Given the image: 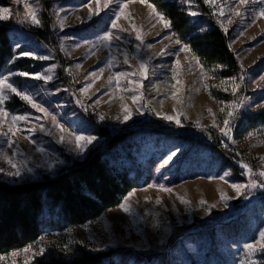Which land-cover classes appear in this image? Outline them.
<instances>
[{"label":"rangeland","instance_id":"374dc122","mask_svg":"<svg viewBox=\"0 0 264 264\" xmlns=\"http://www.w3.org/2000/svg\"><path fill=\"white\" fill-rule=\"evenodd\" d=\"M6 1L0 9L9 14L0 27H7L12 55L0 68V82L10 86L0 87L6 97L0 182L54 177L102 146L96 131L106 128L112 135L132 132L122 162L139 186L121 202L127 211L120 204L63 231L47 224L51 216L43 210L42 234L30 251L0 256V264L71 261L85 253L108 254L104 264H264L256 244L264 231V125L242 124L244 116L264 111V0H171L198 32L215 25L228 33L241 69L231 80L201 65L146 0ZM13 116L25 119L13 122ZM77 136L95 139L81 140L80 151ZM16 171L19 176L8 174Z\"/></svg>","mask_w":264,"mask_h":264},{"label":"trees","instance_id":"16d2710c","mask_svg":"<svg viewBox=\"0 0 264 264\" xmlns=\"http://www.w3.org/2000/svg\"><path fill=\"white\" fill-rule=\"evenodd\" d=\"M140 1V0H123ZM170 23L178 42L186 45L199 63L212 70L219 79H237L241 75L238 62L229 49V35L212 25L198 32L190 23L184 8L176 1L146 0ZM200 10L208 14L198 1ZM6 5V0H0ZM43 20L48 29L49 6L44 3ZM41 39L45 36L38 34ZM7 27H0V68L11 58ZM242 124L251 128L264 125V111L243 117ZM103 145L90 150L84 160L61 169L54 177L8 185L0 182V256L20 251L33 244L42 234V212L51 218L48 225L58 231L78 227L95 220L119 206L139 186L138 178L129 176L122 157L128 155L132 132L110 134L99 128ZM108 254H82L71 260L51 259L40 264H104Z\"/></svg>","mask_w":264,"mask_h":264},{"label":"snow or ice","instance_id":"6c2138e0","mask_svg":"<svg viewBox=\"0 0 264 264\" xmlns=\"http://www.w3.org/2000/svg\"><path fill=\"white\" fill-rule=\"evenodd\" d=\"M205 2H206V3H207V2L215 3V0H205ZM240 2L243 4V3H246L247 0H240ZM121 7L123 8V5H122ZM25 8L28 9L27 14L31 17L32 23L38 25L40 22H39L38 18L36 17L35 11H34V10H31L27 4L25 5ZM153 11H155V9H153ZM0 13H3V14H0V19H7V18H8V14H9V9H8V8L0 9ZM190 14H191V15H196V13H194V12H192V13H190ZM221 14H222V13H221ZM234 14H235V15H239L238 12H236V13H234ZM262 14H264V13H262ZM90 15H91V10H90ZM158 15H159V14H158ZM117 18H119V13H117ZM161 20H163V17H162V16H161ZM61 24H63L62 21H61ZM168 26H169V24H168L167 22H165V27H168ZM112 27H113V28H116V27H117V24H116L115 20L112 22ZM111 35H112L111 33H105L103 39L106 40V41H107V40H110ZM117 38L119 39V37H117ZM137 39H138V40L141 39V37H140L139 34L137 35ZM181 50H182V51H185V50H187V49H183V48H182ZM23 55H30V53H23ZM41 59H47V57H41ZM141 70H142V71L144 70V65H141ZM101 71H102V70H101ZM20 75L27 76V75H29V74H28V73H20ZM93 75H94V74H93ZM35 78H36V79H44L45 77L41 76L40 74H36V75H35ZM0 87H10V86H9V85H6V84H3V82H0ZM206 87H207V86H206ZM11 90H12L13 92H15L17 95L21 96V99L27 101V102L30 103V104L32 103L31 99H30L27 95H23V94H21V93L18 92L15 88H12ZM5 98H6V97H5ZM5 98H0V103H2V102H3V99H5ZM134 99H135V98H134ZM32 106H33V107H36L35 104H32ZM125 111H126V109H125ZM209 111H210V110H209ZM221 111H223V109H221ZM4 115L7 116V113H4ZM229 115H231V113H229ZM128 118H129L128 116H125V119H126V120H127ZM24 119H25L24 116H13V117H12V121H13V122H15V121H17V120H24ZM169 119H171V118L169 117ZM227 123H228V121H225V124H226V125H227ZM10 131H11V129H10ZM225 134H227V132H226ZM75 139H76V141H77V148H78L80 151H83L85 145H84V144H81L80 141L83 140V141H85L86 143H91V142L95 139V137H80V136H77ZM10 143H11V141H10ZM174 155H176V153H172V154L168 157V160H171L172 157H173ZM262 159H264V158H262ZM8 163L11 164V161L9 160ZM165 163H167V161H165ZM12 167L15 168V165L13 164ZM242 167L247 168V165H242ZM8 174H9V175L19 176V175H20V172H19V171H16V172H9ZM259 175L264 176V171L260 172ZM251 186H252V187H255V186H256V185H255V182H253V183L251 184ZM233 187L236 188L237 191H239V188H240L241 186L234 185ZM168 191H170V189H168ZM130 195H131V194H129V196H130ZM127 199H128V197H125V201H127ZM221 199H222V200H226L227 197L224 196V195H222V196H221ZM182 202L187 203V201H183V200H182ZM200 203L203 204V203H205V202H204V201H200ZM120 207H121V209H123V210H125V211L128 210L125 204H121ZM256 244H258L260 248L264 249V231H261V232H260V240L257 241ZM245 247H246L249 251H252V252H254V251L256 250V245H254V244H247V245H245ZM24 251H25V252H28V251H30V248H26V249H24ZM41 251H43V250H41ZM13 255H15V253H14Z\"/></svg>","mask_w":264,"mask_h":264}]
</instances>
